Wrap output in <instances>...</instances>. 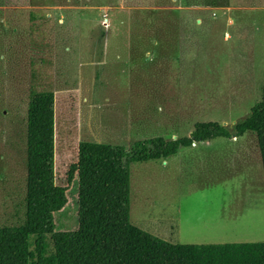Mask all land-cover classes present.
I'll return each mask as SVG.
<instances>
[{
	"label": "rangeland",
	"instance_id": "obj_1",
	"mask_svg": "<svg viewBox=\"0 0 264 264\" xmlns=\"http://www.w3.org/2000/svg\"><path fill=\"white\" fill-rule=\"evenodd\" d=\"M263 81L264 0H0V225L23 220L32 89L54 93V177L67 197L54 222L64 231L78 223L67 171L80 141L129 150L188 137L198 122L232 130ZM128 218L171 243L264 242L255 134L129 163Z\"/></svg>",
	"mask_w": 264,
	"mask_h": 264
},
{
	"label": "trees",
	"instance_id": "obj_2",
	"mask_svg": "<svg viewBox=\"0 0 264 264\" xmlns=\"http://www.w3.org/2000/svg\"><path fill=\"white\" fill-rule=\"evenodd\" d=\"M23 220L0 225V264H264V242L171 243L128 218L129 163L167 158L179 147L253 132L264 173V81L261 98L232 130L198 122L188 137L139 139L120 145L80 141L67 181H78L77 227L56 230L54 215L67 202L54 177V93H29L25 116ZM50 240V241H49Z\"/></svg>",
	"mask_w": 264,
	"mask_h": 264
},
{
	"label": "crops",
	"instance_id": "obj_3",
	"mask_svg": "<svg viewBox=\"0 0 264 264\" xmlns=\"http://www.w3.org/2000/svg\"><path fill=\"white\" fill-rule=\"evenodd\" d=\"M244 155V159H250V157H251V153H246V155H245V153L243 154ZM158 220V219H157ZM159 222H160V220H159ZM157 224V223H156ZM162 223H158L157 225H161ZM147 226V225H146ZM162 226V225H161ZM162 229V228H161ZM148 231L147 232H152V233H154L155 235H161V234H159V233H162V230H160L159 229V226L158 227H153V229H147ZM162 234H164V233H162Z\"/></svg>",
	"mask_w": 264,
	"mask_h": 264
}]
</instances>
